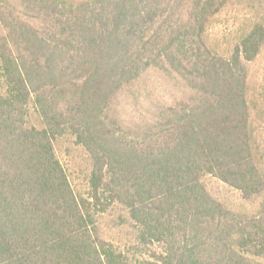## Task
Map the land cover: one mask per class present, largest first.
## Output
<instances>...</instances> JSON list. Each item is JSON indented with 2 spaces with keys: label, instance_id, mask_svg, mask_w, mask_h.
I'll return each instance as SVG.
<instances>
[{
  "label": "trees",
  "instance_id": "obj_1",
  "mask_svg": "<svg viewBox=\"0 0 264 264\" xmlns=\"http://www.w3.org/2000/svg\"><path fill=\"white\" fill-rule=\"evenodd\" d=\"M225 1L180 14L181 0H0V264H264L247 66L264 23L230 56L213 50L205 32ZM156 67L191 95L130 126L115 100ZM66 135L90 156L85 191L58 156ZM206 175L259 199L257 212L228 207ZM114 209L129 246L162 249L137 258L105 238Z\"/></svg>",
  "mask_w": 264,
  "mask_h": 264
},
{
  "label": "rangeland",
  "instance_id": "obj_2",
  "mask_svg": "<svg viewBox=\"0 0 264 264\" xmlns=\"http://www.w3.org/2000/svg\"><path fill=\"white\" fill-rule=\"evenodd\" d=\"M80 2L82 0H68ZM185 4L180 7V14H188L190 0H181ZM225 5L212 15L205 32L207 44L215 51L230 56L235 45L248 33L255 24L264 23V0H226ZM17 12H23L19 2L12 1ZM248 101L250 104V125L253 131V143L256 159L264 171V46L259 55L248 63ZM191 91L185 86L177 74H168L160 68L148 69L137 81L124 87L115 100L118 114L130 126L143 125L158 114L160 105L175 104L189 98ZM31 123H37L36 116ZM59 158L77 189H87V178L91 170L88 152L75 142V138L66 135L56 140ZM209 191L228 207L239 212L254 214L259 208V199H245L241 192L212 175L204 177ZM106 212L101 218L102 233L121 246L132 245L135 236L130 228L115 225L120 209ZM135 257L141 258L152 251H160L157 244L150 246H129Z\"/></svg>",
  "mask_w": 264,
  "mask_h": 264
}]
</instances>
